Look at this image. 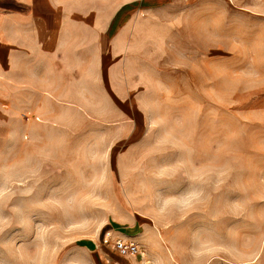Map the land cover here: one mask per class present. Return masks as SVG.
I'll return each instance as SVG.
<instances>
[{
  "label": "rangeland",
  "instance_id": "1",
  "mask_svg": "<svg viewBox=\"0 0 264 264\" xmlns=\"http://www.w3.org/2000/svg\"><path fill=\"white\" fill-rule=\"evenodd\" d=\"M178 12L131 98L83 85L70 130L0 141V264H264V0Z\"/></svg>",
  "mask_w": 264,
  "mask_h": 264
},
{
  "label": "crops",
  "instance_id": "2",
  "mask_svg": "<svg viewBox=\"0 0 264 264\" xmlns=\"http://www.w3.org/2000/svg\"><path fill=\"white\" fill-rule=\"evenodd\" d=\"M188 3L0 0V141L24 126L70 130L66 107L84 113L83 85L89 90L97 85L113 102L131 98L130 73L120 63L148 51L160 35L155 20L168 14L172 21L170 13ZM120 80L128 86L126 95L117 85Z\"/></svg>",
  "mask_w": 264,
  "mask_h": 264
},
{
  "label": "built area",
  "instance_id": "3",
  "mask_svg": "<svg viewBox=\"0 0 264 264\" xmlns=\"http://www.w3.org/2000/svg\"><path fill=\"white\" fill-rule=\"evenodd\" d=\"M114 248L123 255H135L140 251L139 245L132 240L117 239Z\"/></svg>",
  "mask_w": 264,
  "mask_h": 264
}]
</instances>
